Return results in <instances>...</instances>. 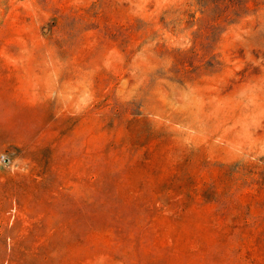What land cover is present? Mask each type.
Listing matches in <instances>:
<instances>
[{"label": "rangeland", "instance_id": "1", "mask_svg": "<svg viewBox=\"0 0 264 264\" xmlns=\"http://www.w3.org/2000/svg\"><path fill=\"white\" fill-rule=\"evenodd\" d=\"M0 264H264V0H0Z\"/></svg>", "mask_w": 264, "mask_h": 264}, {"label": "built area", "instance_id": "2", "mask_svg": "<svg viewBox=\"0 0 264 264\" xmlns=\"http://www.w3.org/2000/svg\"><path fill=\"white\" fill-rule=\"evenodd\" d=\"M0 161L2 162V163H4V164H8L10 161L7 159V157H5V156H2L1 157V159H0Z\"/></svg>", "mask_w": 264, "mask_h": 264}]
</instances>
